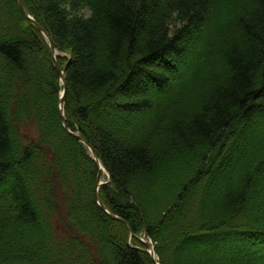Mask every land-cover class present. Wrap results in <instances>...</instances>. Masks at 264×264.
Returning <instances> with one entry per match:
<instances>
[{"label":"trees","instance_id":"16d2710c","mask_svg":"<svg viewBox=\"0 0 264 264\" xmlns=\"http://www.w3.org/2000/svg\"><path fill=\"white\" fill-rule=\"evenodd\" d=\"M20 2L68 131L0 0V264H264V0Z\"/></svg>","mask_w":264,"mask_h":264},{"label":"water","instance_id":"95a60500","mask_svg":"<svg viewBox=\"0 0 264 264\" xmlns=\"http://www.w3.org/2000/svg\"><path fill=\"white\" fill-rule=\"evenodd\" d=\"M15 1H16V4H17V6H18L20 12L23 14V16H25V17L31 22V24H32L33 26H35V27H36V28H37V29H38V30H39V31L45 36V38L47 39V41H48V43H49L51 57L53 58V61H54V67H55L56 71L58 72V74H59V76H60L61 83H62V86H63V91H62V94H61V97H60V100H59V113H60L61 118H62L63 126L65 127V129H67L66 126H65V120H64V116H63L64 97H65V93H66L65 79H64V76H63V72L60 70V68H59V66H58V64H57V62H56V54H55V50H54L53 44H52L50 38L48 37V35L44 32V30H43V29H42V28H41L36 22H34V21H33L28 15H27V13L25 12L24 8L22 7V4H21L20 0H15ZM71 135H72L74 138H76L79 142H81L82 144H84V145L88 148V150H89V152H90V154H91L92 160L95 162L96 166L98 167V170L101 171L102 168H101V166H100L99 161L97 160L96 153L94 152V150L92 149V147H91L90 145H88V144L84 141V139H83L82 137H80V136H78V135H74V134H72V133H71ZM103 171L107 174V172H106V170H105L104 168H103ZM107 177H108V180H110L108 174H107ZM99 185H102V184H99ZM97 188H98V187H97ZM95 197H96V199H97V201H98V194H97V192H96ZM97 203H98V205L100 206V208H101V209H102V210H103V211H104V212H105V213H106L111 219L116 220V221H119V222H122V223H124L125 225H127L123 220L117 218L116 216H112V215H110V214L106 211V209H105L102 205L99 204V201H98ZM144 238H146V236H144ZM139 241H140V243L143 244V246L147 249V251H148L150 257L152 258L154 264H157L156 261L154 260L153 247H152L151 243H150V242H146V241H142V240H139Z\"/></svg>","mask_w":264,"mask_h":264},{"label":"rangeland","instance_id":"374dc122","mask_svg":"<svg viewBox=\"0 0 264 264\" xmlns=\"http://www.w3.org/2000/svg\"><path fill=\"white\" fill-rule=\"evenodd\" d=\"M57 54L60 55L58 52H57ZM102 178H103V180H102V179H101V180H102L103 182H105V181L107 180L106 177L104 178V177L102 176Z\"/></svg>","mask_w":264,"mask_h":264}]
</instances>
